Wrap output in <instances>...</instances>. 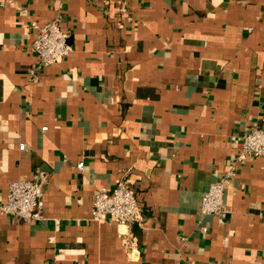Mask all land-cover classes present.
<instances>
[{"label": "crops", "instance_id": "obj_1", "mask_svg": "<svg viewBox=\"0 0 264 264\" xmlns=\"http://www.w3.org/2000/svg\"><path fill=\"white\" fill-rule=\"evenodd\" d=\"M56 17L71 51L42 67L30 25ZM263 113L264 0H0V203L34 175L44 202L0 211V264H264V157L229 179L224 222L201 215ZM122 177L143 207L130 247L91 219Z\"/></svg>", "mask_w": 264, "mask_h": 264}, {"label": "built area", "instance_id": "obj_2", "mask_svg": "<svg viewBox=\"0 0 264 264\" xmlns=\"http://www.w3.org/2000/svg\"><path fill=\"white\" fill-rule=\"evenodd\" d=\"M35 31V38L29 49L37 56L39 66L46 67L67 57L71 51L69 35L63 29L59 17L39 24L33 21L30 25ZM232 139L240 144L239 151L233 159L227 175L215 180L201 199V215H214L224 222L228 209L225 203V188L231 177L236 174L239 164L250 157H264V113L254 125L244 128L243 132L233 135ZM24 150L25 145L21 144ZM77 167L82 170L84 163ZM91 219L99 222L111 218L119 228V237L125 246L135 245V235L131 231L133 224H142L143 207L138 199L134 183L127 177L120 178L113 188H101L95 191L92 200ZM0 211L20 222H32L43 217V188L34 175L31 179L13 180L0 203ZM199 229L207 233L208 226L199 222Z\"/></svg>", "mask_w": 264, "mask_h": 264}]
</instances>
